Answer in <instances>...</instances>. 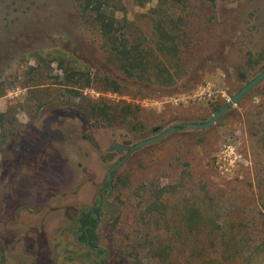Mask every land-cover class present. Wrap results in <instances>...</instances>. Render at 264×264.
I'll return each mask as SVG.
<instances>
[{
    "label": "rangeland",
    "instance_id": "1",
    "mask_svg": "<svg viewBox=\"0 0 264 264\" xmlns=\"http://www.w3.org/2000/svg\"><path fill=\"white\" fill-rule=\"evenodd\" d=\"M120 1L115 17L152 49L157 1ZM166 1L183 21L181 68L167 86L138 83L106 62L102 39L73 0H0V264H245L261 240L264 79L210 126L175 128L131 151L107 183L127 152L111 150L115 143L208 120L264 67V0ZM50 48L84 61L62 54L60 65L122 86L76 90L134 112L108 124L81 114L84 101L59 84V60L36 54ZM98 199L95 251L75 240L74 219Z\"/></svg>",
    "mask_w": 264,
    "mask_h": 264
},
{
    "label": "trees",
    "instance_id": "2",
    "mask_svg": "<svg viewBox=\"0 0 264 264\" xmlns=\"http://www.w3.org/2000/svg\"><path fill=\"white\" fill-rule=\"evenodd\" d=\"M73 1L82 19L94 26L102 39V46L106 52V62L114 65L126 78L134 79L138 83L146 84L152 80L159 85L167 86L173 84L176 75L175 71L181 68L179 50L183 37L181 28L183 21L181 17L173 15L170 9L172 5L167 7L165 5L166 0H156V6L151 9L152 32L155 38L152 49L146 48L142 41H137L132 35H128L125 30L128 23L125 20L120 23L115 17L114 12L123 8L120 0ZM150 1L153 0H134L135 4L141 7ZM210 1L214 2L215 0ZM122 27H124L125 31H122ZM133 38L135 42H133ZM64 52L66 51L59 48H50L38 51L36 54L41 61L52 62L59 60L60 69L65 74V77L61 79L62 83L59 84L66 85L68 92L80 96L84 101L80 103V105H83V109H80L81 114L87 116L95 113L108 124L116 121L121 122L127 115L134 112L135 106L129 103L124 105L125 108L118 110L117 107L120 102L113 103L103 99H91L76 90L75 88L90 87L98 82L97 89L117 93L122 90V86L118 81L119 79L114 76L105 74L97 81L94 77H91L90 72L78 68L75 63H73L74 66L67 67L68 69L60 65V63L63 64L62 54H65L77 64L79 62L82 65L84 62L82 59L76 58L72 53ZM42 81L39 80L35 84H42ZM5 122L4 113H0V130L2 132L5 129ZM21 138L17 140L14 138L13 142L19 143L18 147L22 144ZM86 138L93 142L92 137L89 135ZM33 144L34 140L30 139L26 144L28 149H23V147L19 149L20 154L17 157L28 151L29 145L32 146ZM15 150L17 151V148ZM113 174L114 171L112 172ZM99 204L100 202L98 201L93 209H81L74 219L75 240L83 244L87 249H95V251H100L97 246L98 236L96 233ZM261 234V240L249 247L246 253L248 256L245 257V264H264V219L261 221ZM97 264H103V260L101 259Z\"/></svg>",
    "mask_w": 264,
    "mask_h": 264
},
{
    "label": "water",
    "instance_id": "3",
    "mask_svg": "<svg viewBox=\"0 0 264 264\" xmlns=\"http://www.w3.org/2000/svg\"><path fill=\"white\" fill-rule=\"evenodd\" d=\"M264 79V68L258 72L254 77H252L251 79H249L244 85H242L227 101L226 103L220 107L217 111H215L212 116L206 120V121H202V122H188V123H184L181 126H169L166 129H163L162 131H160L159 133L148 137L146 139L140 140L139 142L133 144V145H122V144H118L115 143L112 147V149H117V150H127L126 154L124 155V157H122L118 162H116L114 165H112L107 173V182L110 183L111 179H112V172L117 168V166L123 161V159L133 150L144 146L146 144L155 142L157 140H159L160 138H162L164 135H166L169 131L175 129V128H184L187 126H193V127H197V128H206L208 126H210L212 123H214L222 114L225 113V111L231 107L233 104L237 103L239 101L240 98H242L244 95H246L254 86H256L260 81H262ZM160 129L159 126H155L152 129L153 133L158 132ZM108 188H110L108 186Z\"/></svg>",
    "mask_w": 264,
    "mask_h": 264
},
{
    "label": "flooded vegetation",
    "instance_id": "4",
    "mask_svg": "<svg viewBox=\"0 0 264 264\" xmlns=\"http://www.w3.org/2000/svg\"><path fill=\"white\" fill-rule=\"evenodd\" d=\"M124 159H125V158H124ZM124 159H123V160H124ZM114 171H115V170H114ZM101 196H102V193L99 194V198H100ZM98 201H99V199H98ZM98 201H97V202H98ZM97 202L95 203V205L97 204ZM90 208L93 209L94 207H90Z\"/></svg>",
    "mask_w": 264,
    "mask_h": 264
}]
</instances>
